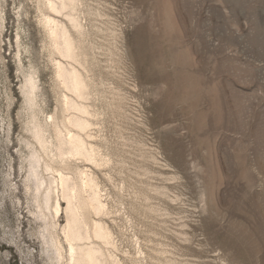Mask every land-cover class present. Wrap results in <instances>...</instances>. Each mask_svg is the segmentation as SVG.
Returning a JSON list of instances; mask_svg holds the SVG:
<instances>
[{
  "label": "rangeland",
  "instance_id": "rangeland-1",
  "mask_svg": "<svg viewBox=\"0 0 264 264\" xmlns=\"http://www.w3.org/2000/svg\"><path fill=\"white\" fill-rule=\"evenodd\" d=\"M81 12L90 141L108 161L77 166L99 182L106 252L119 264H264V0H86ZM41 16L38 0H0V264H66L64 212L43 204L56 172L30 173L33 150L46 158L33 123L61 120V57Z\"/></svg>",
  "mask_w": 264,
  "mask_h": 264
},
{
  "label": "bare ground",
  "instance_id": "bare-ground-1",
  "mask_svg": "<svg viewBox=\"0 0 264 264\" xmlns=\"http://www.w3.org/2000/svg\"><path fill=\"white\" fill-rule=\"evenodd\" d=\"M84 5L86 0H38L42 11L39 24L45 33L50 55L61 57L52 60L55 85L62 91L59 99L61 120L50 116L48 121L33 123L32 136L46 158L42 159L40 153L33 150L29 160L30 173L37 178L40 163L45 170L56 172L48 181L43 204L53 208L55 214L64 212L65 223L61 232L67 252L66 264H119L105 250L113 242L111 230L102 219L108 209L97 177L88 169L77 166L78 162L98 166L108 161L90 141L91 126L97 113L90 104L92 83L87 74L88 33L80 19ZM36 88L33 77L27 79L25 93L30 104L34 102ZM74 167L72 176L69 171ZM41 185L38 180L36 189ZM93 216L99 217L95 219ZM54 246L60 254L62 244L55 243Z\"/></svg>",
  "mask_w": 264,
  "mask_h": 264
}]
</instances>
